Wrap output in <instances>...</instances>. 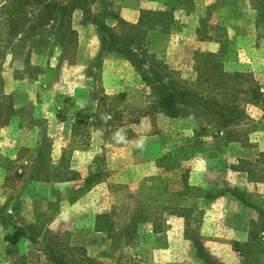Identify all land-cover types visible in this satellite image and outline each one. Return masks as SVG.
Returning <instances> with one entry per match:
<instances>
[{"label":"rangeland","instance_id":"obj_1","mask_svg":"<svg viewBox=\"0 0 264 264\" xmlns=\"http://www.w3.org/2000/svg\"><path fill=\"white\" fill-rule=\"evenodd\" d=\"M153 2L0 0V264H264V0Z\"/></svg>","mask_w":264,"mask_h":264},{"label":"trees","instance_id":"obj_2","mask_svg":"<svg viewBox=\"0 0 264 264\" xmlns=\"http://www.w3.org/2000/svg\"><path fill=\"white\" fill-rule=\"evenodd\" d=\"M24 235L23 230H18L17 232H15L13 235H9L7 238V242L12 246H17L22 238V236ZM8 253V252H7Z\"/></svg>","mask_w":264,"mask_h":264},{"label":"crops","instance_id":"obj_3","mask_svg":"<svg viewBox=\"0 0 264 264\" xmlns=\"http://www.w3.org/2000/svg\"><path fill=\"white\" fill-rule=\"evenodd\" d=\"M124 1H125V0H124ZM143 1L146 3V5H147L149 8H153V9H154V2H153V0H142V2H143ZM142 7H146V6L142 5ZM148 7H146V8H148ZM130 12H131V14L134 16V15L137 14V12H138V8H137V7H131V8H130Z\"/></svg>","mask_w":264,"mask_h":264}]
</instances>
